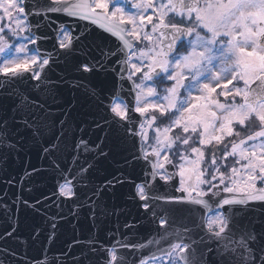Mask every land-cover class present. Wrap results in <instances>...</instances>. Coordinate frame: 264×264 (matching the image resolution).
<instances>
[{"label":"snow or ice","instance_id":"obj_1","mask_svg":"<svg viewBox=\"0 0 264 264\" xmlns=\"http://www.w3.org/2000/svg\"><path fill=\"white\" fill-rule=\"evenodd\" d=\"M29 142L56 181L45 200L95 228L129 186L139 219L49 260L52 216L47 248L0 243V264H264V0H0V161Z\"/></svg>","mask_w":264,"mask_h":264},{"label":"water","instance_id":"obj_2","mask_svg":"<svg viewBox=\"0 0 264 264\" xmlns=\"http://www.w3.org/2000/svg\"><path fill=\"white\" fill-rule=\"evenodd\" d=\"M98 31V30H97ZM114 39V38H110ZM63 66H59L56 69V74H60V70ZM73 73L69 71L68 76L71 78ZM97 85L102 83V77H97L94 81ZM79 93L72 89L68 84L61 86V102L71 100L72 107H77L74 96H78ZM10 103V102H9ZM33 168L38 169L36 173L31 176H26V172H31ZM98 178H102L104 173H97ZM7 180L13 181L10 185ZM55 179L49 171L45 160L42 158V153L38 151L37 147L30 142L25 146L23 150L19 151V154L13 153L10 157L0 161V202L7 201L8 208L14 211L13 219H5L3 213V204L0 203V233L6 228H11L13 223L17 225V240H11L9 238L6 242L0 241L5 244L6 247L14 248L19 252H27L29 257H36L40 254L43 248H47V237L51 232L49 228L47 232L45 228L52 223L49 217L57 216L64 217L63 219H57V229L55 240L51 242L50 252L48 259H52V254L57 253L60 249L66 247V242L70 241L73 236L80 239V223L75 220L68 219V213L64 206L58 208L52 199L45 200L44 197H51L53 188L55 186ZM132 191L129 186H117L114 192H109L107 195H111V202L130 204L132 203L128 199V194ZM106 195V196H107ZM16 197H20V200L15 204ZM39 199L46 207L41 212H36L35 208L40 207L36 205V200ZM28 200L30 205L35 207H29L23 205L22 201ZM10 215L12 213L10 212ZM71 221V223H69ZM109 220L103 221L100 225L96 226V232L99 236L103 237L106 234L104 229H111V227H122L118 222L113 223L110 226L100 227L103 224H107ZM39 227L42 232V236L39 242H34L30 239V234L34 228ZM147 227L143 222V228L141 233ZM124 231V229L122 230ZM2 250V249H0ZM2 259V257H0ZM30 264V262H28Z\"/></svg>","mask_w":264,"mask_h":264},{"label":"flooded vegetation","instance_id":"obj_3","mask_svg":"<svg viewBox=\"0 0 264 264\" xmlns=\"http://www.w3.org/2000/svg\"><path fill=\"white\" fill-rule=\"evenodd\" d=\"M80 223H81V224H92L91 222L86 223V220H85V211H84V209L81 210V213H80Z\"/></svg>","mask_w":264,"mask_h":264}]
</instances>
